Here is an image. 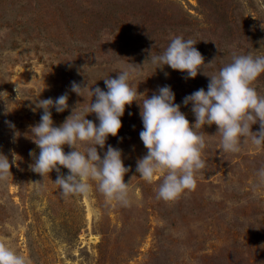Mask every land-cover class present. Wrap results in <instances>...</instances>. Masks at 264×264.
<instances>
[{
  "label": "rangeland",
  "instance_id": "374dc122",
  "mask_svg": "<svg viewBox=\"0 0 264 264\" xmlns=\"http://www.w3.org/2000/svg\"><path fill=\"white\" fill-rule=\"evenodd\" d=\"M176 35L197 41L206 64L214 61L204 74L191 79L147 60ZM262 43L264 0H0V93H7L0 95V154L15 158L12 175L0 180V242L29 264H264V178L258 175L264 146L250 138L238 153L224 152L216 125L199 129L207 146L197 187L164 201L157 198L163 173L151 181L136 173L147 149L139 135L140 108L126 106L118 135L97 150L101 158L108 145L122 150L131 168L125 182L133 177L129 206L106 197L91 180L86 194L61 195L56 171L38 175L29 155L40 151L30 132L43 112L39 99L68 92L67 110L50 109L54 126L78 103V112L91 103L87 93L70 91L73 81L106 91L103 79L116 78L129 64L143 66L133 86L149 98L170 86L194 124L184 97L207 91L209 77L234 52L264 55ZM253 87L264 96V74ZM86 118L99 123L94 113ZM86 146L77 144L81 151Z\"/></svg>",
  "mask_w": 264,
  "mask_h": 264
},
{
  "label": "clouds",
  "instance_id": "9594fccd",
  "mask_svg": "<svg viewBox=\"0 0 264 264\" xmlns=\"http://www.w3.org/2000/svg\"><path fill=\"white\" fill-rule=\"evenodd\" d=\"M196 43L192 38L176 35L160 54L153 56L151 51L147 60L156 65V69H161L160 65L168 66L194 79L198 74H204L203 69L214 62L205 63ZM142 67L129 64L117 73L116 78L103 79L106 91L99 87L89 88L87 82H71V92L81 97L87 93L92 100L82 112L77 111L78 103L60 126H54L50 109L54 108L57 113L67 110L68 92L55 99L49 97L37 101V107L43 112L40 122L30 126V132L40 151L38 156L34 151L29 153L34 161L30 168L42 177L55 170L54 183L60 187L61 195L86 194L91 187L86 181L91 180L98 182V191L106 197L129 206L133 177L125 182L124 177L131 168L125 167L122 150L108 145L101 158L97 146L103 150L107 138L118 135L125 108L133 103L140 108L143 130L139 135L147 149V154L136 162V173L147 181L163 173L157 198L164 201L176 200L185 190L196 189V176L206 167L203 150L207 146V134L198 131L205 125L217 126L224 152L238 153L242 143H247L249 138L254 145L264 146V96L253 87L264 74V55L234 52L232 61L209 77L207 91L200 88L185 96L182 103L185 107L191 105L194 124H190L181 105L175 102L170 86L159 87L150 98L147 90L141 93L138 86H133L131 81L141 74ZM15 91L18 95V86ZM4 94L7 93H0ZM5 110L7 112V106ZM93 113L98 125L86 118ZM5 123L14 128L10 121ZM257 123L259 130L253 132L252 125ZM78 143L87 146L81 151ZM65 145L72 150L65 153ZM14 163L15 158L10 162L0 154V180L12 175L10 169ZM60 167L68 169V173L62 174ZM258 175L264 178V167L258 170ZM0 264H29V261L0 242Z\"/></svg>",
  "mask_w": 264,
  "mask_h": 264
}]
</instances>
